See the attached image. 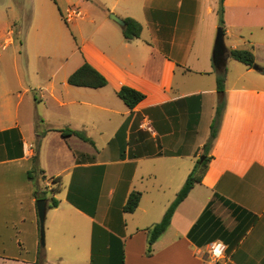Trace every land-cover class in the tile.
<instances>
[{"label": "crops", "instance_id": "obj_1", "mask_svg": "<svg viewBox=\"0 0 264 264\" xmlns=\"http://www.w3.org/2000/svg\"><path fill=\"white\" fill-rule=\"evenodd\" d=\"M97 1L108 15L93 19L83 47L107 78L104 87H70L67 79L56 96L57 71L37 68L42 55L28 46L33 19L20 51L12 22L0 28L4 49L13 46L0 53V264H37L41 257L43 264H264V73L231 56L217 65L219 0ZM112 12L138 20L140 37L126 39ZM223 30L229 52L251 50L264 66V0H224ZM224 69L221 94L217 74ZM49 72L53 77L39 78ZM36 84L59 106L73 104L66 110L70 127L57 128L54 139V177H61L64 195L45 196L44 245L28 174L41 151L33 140L41 118L31 95ZM123 85L145 98L130 108L118 95ZM221 96L226 105L208 169L148 255L147 228L163 218L203 157ZM67 128L85 131L95 145L59 131ZM42 176L40 187L51 189ZM134 190L142 192L140 204L126 212ZM54 197L59 204L51 207ZM217 240L228 247L214 260L207 251Z\"/></svg>", "mask_w": 264, "mask_h": 264}, {"label": "rangeland", "instance_id": "obj_2", "mask_svg": "<svg viewBox=\"0 0 264 264\" xmlns=\"http://www.w3.org/2000/svg\"><path fill=\"white\" fill-rule=\"evenodd\" d=\"M126 3L127 0H125ZM103 7L97 0H0V28H4L6 23L12 22L16 32L15 45L17 50L20 51L22 50L21 43H24L25 36L29 32L25 29L26 22L33 19L28 46L30 51H38L42 55V57L37 58L34 64L40 69L44 67L47 71H57L54 78H52V83H54L56 96H60V91L64 90V83L68 79V74L76 70L75 68L80 63V60L90 63L86 60V52L83 46L88 36L96 28V25L92 22L93 19L100 21L98 14L104 13L106 16L108 15V10ZM70 8H79L83 13L68 22L67 12ZM117 11L120 13L124 12L120 8ZM0 44V53L3 55L4 53L6 55V52L13 47L10 45L4 49L2 40ZM51 48H55V55L52 53ZM26 52L27 54L30 53L27 49H24V55H26ZM235 63L243 66L241 63ZM20 70L23 72V67L20 66ZM7 73L10 76V69H7ZM42 77L50 78L53 77V74L52 72L43 74V76L41 74L39 78L41 79ZM24 86H27V81L24 82ZM70 87L72 86L70 85ZM40 92L44 94L43 98H40ZM34 94L36 95V100L33 97ZM31 95L33 102L39 108L35 112L41 117L38 120L39 125L37 128L39 137L35 136L33 139L41 149L38 163L45 171L46 181L53 186V177L56 176L58 168L57 149L59 147L54 139L57 137V128L60 126H63V128L70 127L66 125L68 123L65 121L68 117L66 110L73 104H67L63 107L59 106L55 97H52L50 92L46 91L41 84L34 85V89H31ZM65 175L66 173L64 177L67 180V175ZM48 187L43 186L42 190L46 192L45 196L51 198L53 193ZM63 195L64 190L56 193V197L59 198ZM128 218L131 219L132 216H128Z\"/></svg>", "mask_w": 264, "mask_h": 264}, {"label": "trees", "instance_id": "obj_3", "mask_svg": "<svg viewBox=\"0 0 264 264\" xmlns=\"http://www.w3.org/2000/svg\"><path fill=\"white\" fill-rule=\"evenodd\" d=\"M218 15H219V21H220V27H224V0H219V7H218ZM143 30L142 24L131 17L125 18V26H123V33L126 39L132 40L135 38L140 37L141 32ZM230 56L239 61L244 63L245 65L249 67H253L256 64L255 55L251 50L248 49H231L230 50ZM259 71L264 73V66H259ZM225 75L226 70L220 71L217 74V88L218 91L221 94H224L225 92ZM68 83L74 86H83V87H90V88H100L104 87L108 84L107 78L99 71L97 70L93 65H91L88 62H84L81 66H79L74 72L70 74L68 77ZM119 97L130 107L134 108L137 104H139L144 98L145 94L135 88H132L127 85H123L118 90ZM226 101L224 96H221L217 107L215 116L211 125V133L210 137L207 140V142L203 146V159H199L192 170V172L189 174V176L186 179V182L184 183L183 187L180 189V191L177 193L176 198L174 201L170 204L168 209L166 210L163 218L159 221L154 223L153 225L149 226L147 228V235H148V248H147V254L150 255L152 252V245L154 242L169 228L171 225V221L173 218V215L179 206V204L187 197L191 189L194 187V185L198 182H201L204 174L206 173L209 162L212 159V155L210 154L211 148L213 145V142L217 136L219 126L222 120V116L224 113ZM37 127H38V121H37ZM64 136L69 135H75L82 139L85 142H88L92 145H95L94 140L89 137L85 131L77 130V129H60L59 130ZM38 151L33 156V167L29 171V178L33 181H35L36 190L34 192V196L36 200L39 199H45V191L42 190L39 183L41 180L44 179L42 176L44 171L39 168L38 163ZM54 185L51 187V192L53 194H56L62 190V182L61 177H53ZM142 198V192L134 190L130 193L126 204L123 206V210L126 212H134L137 207L140 204ZM59 199H56L55 197L52 199L51 207L58 206ZM77 206L79 207L78 203ZM96 225V224H95ZM39 254H43V248L39 250ZM41 260L38 261L37 264H43L42 263V257ZM94 260L92 261L93 264Z\"/></svg>", "mask_w": 264, "mask_h": 264}, {"label": "water", "instance_id": "obj_4", "mask_svg": "<svg viewBox=\"0 0 264 264\" xmlns=\"http://www.w3.org/2000/svg\"><path fill=\"white\" fill-rule=\"evenodd\" d=\"M110 18L119 23L121 26H125V20L121 17L117 16L115 13H112L110 15ZM213 57L216 61L217 65L219 66L217 60L221 58L222 63L224 64L227 59L230 57V52L228 48L225 45L224 41V30L222 27L218 28L216 39H215V48L213 51ZM255 69H259V65H254ZM203 157L201 156V160ZM37 208H38V214L40 219V226H41V244H45V218L47 213V201L45 199H39L37 201Z\"/></svg>", "mask_w": 264, "mask_h": 264}, {"label": "built area", "instance_id": "obj_5", "mask_svg": "<svg viewBox=\"0 0 264 264\" xmlns=\"http://www.w3.org/2000/svg\"><path fill=\"white\" fill-rule=\"evenodd\" d=\"M82 15V12L79 8H70L67 12V21L68 22H71L76 16H81ZM141 127L142 128H145V129H148V126H146L144 123L141 124ZM214 242V241H213ZM213 242H211L209 245H208V251H207V254L214 260H219V259H216L214 256H211L210 255V252L212 251V245H213ZM226 252V251H225ZM225 252L223 254V257L225 255Z\"/></svg>", "mask_w": 264, "mask_h": 264}, {"label": "clouds", "instance_id": "obj_6", "mask_svg": "<svg viewBox=\"0 0 264 264\" xmlns=\"http://www.w3.org/2000/svg\"><path fill=\"white\" fill-rule=\"evenodd\" d=\"M227 247L228 246L221 240L214 241L210 255L214 256L216 259H222Z\"/></svg>", "mask_w": 264, "mask_h": 264}]
</instances>
